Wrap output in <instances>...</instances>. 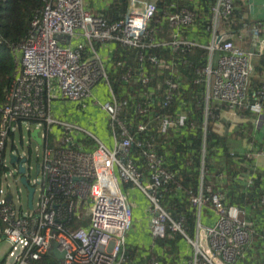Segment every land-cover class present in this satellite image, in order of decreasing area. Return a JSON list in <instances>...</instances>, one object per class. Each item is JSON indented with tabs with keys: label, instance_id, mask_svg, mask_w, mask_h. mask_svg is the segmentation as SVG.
I'll return each mask as SVG.
<instances>
[{
	"label": "built area",
	"instance_id": "built-area-1",
	"mask_svg": "<svg viewBox=\"0 0 264 264\" xmlns=\"http://www.w3.org/2000/svg\"><path fill=\"white\" fill-rule=\"evenodd\" d=\"M129 5L124 18L109 22L88 12L83 0H43L25 40L12 49L15 77L0 108V241L9 247L10 262L3 260L0 264H36L52 243L65 253L60 264H124L132 207L121 183L132 185L148 200L149 228L154 239H164L168 230L183 234L162 206L163 193H170L168 186L173 183V176L162 167V156L154 151L151 139L141 137L148 125L135 121V117L151 114V94L116 97L96 45L112 42L135 49L139 64L171 68L164 80L163 110H169L186 85L173 79L172 63L165 64L164 59L145 55V51L169 48L171 53L178 54L204 49L208 52V64L194 72L192 82L203 87L204 133L214 103L231 110L247 107L259 122L264 85L250 88L252 54L220 30L232 16L233 0H214L205 44L182 35V29L195 24L194 12L181 9L167 14L172 37L170 41L158 42L155 29L150 27L157 14L155 3L130 0ZM261 26L263 29L262 23H258L249 30L254 39L259 38ZM237 36L240 41L241 35ZM217 53L216 66L212 67L211 60ZM127 78H132L129 70L123 77ZM133 81L146 86L150 80L141 70ZM100 83L107 89L108 99L100 107L108 116L113 145L108 148L86 132L95 145L93 150L85 151L74 140L84 130L53 118L51 103L56 99L82 103ZM131 102L134 117L126 119ZM155 119L159 122L158 132L163 135L190 122L178 111L162 113ZM34 131L40 143L32 137ZM135 151L147 175L135 165ZM204 156L203 147L199 187L195 194L189 193V202L196 212L195 238H186L194 249L189 264L245 263L255 245V222L247 218L244 209L228 204L223 191L203 186ZM244 181L250 186L252 176ZM29 188L33 189L31 207ZM259 205L264 208V196ZM204 207L215 212L210 225L200 221ZM86 211L88 226L71 228L70 222L82 221ZM259 262L264 264V254L262 259L255 255L253 263ZM145 264L159 262L153 259Z\"/></svg>",
	"mask_w": 264,
	"mask_h": 264
},
{
	"label": "trees",
	"instance_id": "trees-1",
	"mask_svg": "<svg viewBox=\"0 0 264 264\" xmlns=\"http://www.w3.org/2000/svg\"><path fill=\"white\" fill-rule=\"evenodd\" d=\"M190 0L181 2L178 0H161L157 5V14L153 21H161L167 14L175 13L181 9H185L184 5ZM203 1V11L195 13V24L192 27L182 29V34L189 39L195 34L198 37H208V31L211 24V1ZM128 0H114L110 5L109 10L103 13L100 17L109 22L118 21L127 14ZM43 7V0H0V108L5 101L7 89L15 77V62L12 56V49L18 48L25 40L32 20L37 17ZM188 9V8H186ZM168 13H163V11ZM189 10V9H188ZM247 13L243 12L241 3L234 0V10L232 16L225 22L232 32H239L245 28L253 27V22L246 19ZM251 26V27H250ZM191 40V39H190ZM208 40H206L207 43ZM169 48H154L145 51V55L155 56L158 59L165 60V64L170 65L186 80V86L178 93L169 110L162 109L163 91L165 89L164 80L168 77L171 68H158L150 63L139 64L137 61L138 51L135 49L117 46L113 53V57L107 67V76L109 83L116 97L125 98L138 96L143 92L150 93L149 105L151 114L145 118L135 117V121H143L148 125L145 133L141 137L151 139L154 144V151L162 156V167L173 176V183L168 186L170 193H163L162 206L169 214L171 220L178 223L183 231L179 232L167 231L163 240L158 243L164 248H169L167 254L173 255L175 259L177 246L182 240H193L196 232V216L195 209L189 202V193H196L199 187V176L201 173V153L205 148L204 156V171L206 174L203 177V186H207L212 180V174L215 176L218 171L225 173L226 185L222 188L226 196L228 204L235 205L238 208L251 207L260 203L264 196V188L261 186L259 179L252 178V184L246 186L242 178L248 173L247 166L240 164L239 161L234 163L230 159L225 161L223 166L216 161L218 146L223 147L225 154L227 148L224 144V139L219 138L210 128V123L213 119L208 118V126L206 132L203 131L204 100L202 98L201 89L203 87L192 84L194 80V72L202 69L207 64L208 52L204 49L195 48L184 53L170 54ZM171 56V57H170ZM170 58V59H169ZM117 63L120 66H117ZM167 66V65H166ZM130 71L132 78L123 79L125 74ZM143 71L149 78V83L142 86L141 83L133 84V79L137 78L136 72ZM184 103V108L189 112L187 115L188 121L183 128L170 130L167 135L158 132L159 122L155 118L162 113H173ZM212 115H216L217 111L210 110ZM134 117L133 103L131 108L126 113L125 118ZM211 119V120H210ZM138 156V152H133V157ZM141 159V158H140ZM135 163V162H134ZM137 167L143 165L141 160H136ZM258 177L262 176L260 172ZM181 189H176V186ZM216 190V188H215ZM264 215V209L260 211ZM254 221V220H253ZM79 225L87 226V223L77 222L73 219L70 222L71 228H76ZM258 232V231H256ZM128 260L124 264H133L130 256L127 254ZM190 259L189 261L191 260ZM186 257L184 264H189ZM159 264H180L166 260L160 255L158 258ZM248 261H245L247 264ZM36 264H60L55 256L47 253L36 262Z\"/></svg>",
	"mask_w": 264,
	"mask_h": 264
},
{
	"label": "crops",
	"instance_id": "crops-1",
	"mask_svg": "<svg viewBox=\"0 0 264 264\" xmlns=\"http://www.w3.org/2000/svg\"><path fill=\"white\" fill-rule=\"evenodd\" d=\"M138 1L141 3L152 2L155 3L157 7L161 0ZM178 1L184 3L187 0ZM238 1L241 3L243 12L247 13L246 19L249 18V21L253 22V26H257L258 23H262L263 29L261 26L262 30L259 38L254 39L250 32L246 29L239 32H232L226 25L227 23L223 25L220 30L222 34L234 40H236V34L241 35V40H244V42H242L244 49H247L252 54L251 63L253 66V73L250 78V88L256 89L259 86L264 85V0H252L251 3L249 0ZM128 2L130 4V0H128ZM211 2L212 5L214 0ZM83 3L84 8L88 12L96 16H101L103 13H106L109 10V7L114 3V0H83ZM203 3L204 2L201 0H190L188 4L184 5V8H188L194 13H201L203 11ZM129 4L127 12L129 11ZM251 6L253 7L252 11H250ZM163 13L168 12L165 10ZM150 27L155 29V37L158 42H166L171 40L173 29L167 23L165 16L159 22L157 20L151 22ZM189 39H194L200 44H205L206 40H208V37H198L195 34ZM117 46L119 45L112 42L98 44L95 46L104 62L106 63L109 60L106 65V69L113 57V53L117 49ZM218 57V53L213 55L212 64L214 66L216 65ZM172 71L174 73L173 79L179 82V85H185V78L178 74L175 69ZM107 99L108 94L106 86L103 83H100L92 89L90 97L84 100L82 103L56 99L52 101L51 107L53 106L54 102H71L68 104L70 106L67 108V112L69 114L66 116L76 115L82 124L93 129L92 132H87L80 127L84 131L75 135L74 140L78 143V146L81 149L85 151H91L94 149L95 143L85 135L86 132L98 139L108 148H112L113 145V137L109 128L108 116L104 111H102L100 107V105L107 101ZM213 110L217 111V114L215 116L211 115V119L213 120L209 126L214 134H216L219 138L224 139V144L227 148V153L225 154L223 147L218 146L216 161L219 162L221 166H223L226 155L227 160L230 159L234 163L239 161L240 164L244 165L245 167L247 166L249 169L248 173L242 178L243 183L245 182V179L251 178L252 176V178L255 177L256 180L260 178L259 182L264 188V107L258 123H256V117L248 110L247 107H239L231 110L226 106L214 103ZM176 111H178L179 115H185L186 118L189 114V112L184 108V103H181ZM133 160L136 164V160L138 161L141 159L135 155ZM140 170L144 175H147V171L143 165H140ZM258 172H260L262 176L258 177ZM212 176V180L207 186H211L213 191H223L222 188H224L226 185L225 173L223 171H218L215 176L213 174ZM120 188L122 192L127 195L132 207V228L127 233L125 240V248L132 263L144 264L153 259L159 262L158 258L160 255L165 257L166 260L171 259L172 261L178 262L180 264H184V258L189 257L188 262H190L189 259L190 256H192V253L191 251H187V247L189 245L186 241L182 240L177 244L179 251L177 249L175 254L177 259H175L173 255L167 254L169 252V248H167L168 246L164 248L158 243L159 240H156L152 237L149 228L151 219L150 204L145 195L129 184L121 183ZM243 209L247 213V218L254 220L256 231H258L256 232L254 239L255 245L249 255L252 256L251 258H247L249 263H253L254 261H252V259L255 253L256 256H260L261 259L264 254V215L260 214L262 207L259 204L252 205L251 207H243ZM203 210L204 217L202 218ZM203 210L200 217L201 223L204 225L212 224L215 220V212L211 207H204ZM183 247L186 248L185 252ZM258 264L261 263L259 262Z\"/></svg>",
	"mask_w": 264,
	"mask_h": 264
},
{
	"label": "rangeland",
	"instance_id": "rangeland-1",
	"mask_svg": "<svg viewBox=\"0 0 264 264\" xmlns=\"http://www.w3.org/2000/svg\"><path fill=\"white\" fill-rule=\"evenodd\" d=\"M246 30L249 31V29H246ZM237 35H236V40L232 39L233 42L237 46H240L241 48H244V46L242 45V42H244V40L242 39L241 41H239V39H237ZM69 103H71V102H66V101H63V102H61V101L60 102H54L53 103V106H52V117L55 118L57 121L69 122V123H71L74 126L83 128L87 132H92L93 129L91 127H86L84 124H82L79 121V119L77 118L76 115L66 116V115L69 114L67 112V108L70 107L68 105ZM86 136L89 137L87 134H86ZM83 214H84V218H85L84 221H85V223L88 224V214H87V211L85 213H83ZM203 217H204V210H203V213H202V218ZM183 250L185 252L186 251V248H184ZM187 251H191V253H193L194 252V249L192 247H189L188 246L187 247ZM8 252H9L8 245L6 243H4L3 241H0V262L3 261V260H6V261L10 262V259L8 258ZM255 255H256V253L253 255L252 261L255 260Z\"/></svg>",
	"mask_w": 264,
	"mask_h": 264
},
{
	"label": "water",
	"instance_id": "water-1",
	"mask_svg": "<svg viewBox=\"0 0 264 264\" xmlns=\"http://www.w3.org/2000/svg\"><path fill=\"white\" fill-rule=\"evenodd\" d=\"M249 2L251 3L252 0H249ZM252 10H253V7L251 6V7H250V11H252ZM219 39H220V38H219ZM219 39L217 40V42H219ZM32 137L35 138V140H36L37 143H40V140H39V138L37 137V132H36V131H34V132L32 133ZM14 160H15V159L12 158V159H11V162H13ZM23 172H24L23 168L20 167V173H23ZM21 181H22L23 184L26 185V182H25V179H24V178H22ZM28 192H29V195H28V199H29V207H31V204H32L31 201H32L33 189L29 188V189H28ZM48 252L51 253V254H53V255L55 256V258H56L59 262H61V261L63 260L64 255H65V253H64L63 251H59V250H58V245H57L56 243H52V245H51V247H50V249H49Z\"/></svg>",
	"mask_w": 264,
	"mask_h": 264
},
{
	"label": "clouds",
	"instance_id": "clouds-1",
	"mask_svg": "<svg viewBox=\"0 0 264 264\" xmlns=\"http://www.w3.org/2000/svg\"><path fill=\"white\" fill-rule=\"evenodd\" d=\"M254 27V26H253ZM252 28V27H251ZM251 28H245V29H251ZM244 30V29H243ZM237 35V34H236ZM191 40H193V39H191ZM120 46V45H119ZM195 49V48H194ZM201 49V48H200ZM137 59V58H136ZM212 61H213V58H212V60H211V65H212V67H215L213 64H212ZM107 62H109V61H107ZM107 62L105 63V65H107ZM207 64H208V57H207ZM207 64H206V66H207ZM205 66V67H206ZM205 67H203V68H205ZM202 68V69H203ZM107 70V69H106ZM140 72H136V74H137V77H138V74H139ZM143 75H145V73L143 72ZM146 76V75H145ZM131 78H129L128 80H130ZM134 80V79H133ZM133 84H134V81H133ZM111 86V85H110ZM223 106H225V105H223ZM211 109H213V105H211V108H210V110ZM201 156H202V153H201ZM203 166H204V162H203ZM130 185V184H129ZM132 186V185H131ZM131 204V203H130ZM195 216H196V212H195ZM84 220H85V218L82 220V221H80V222H84ZM88 223H89V218H88ZM79 226H81V225H79ZM87 226H88V224H87ZM86 226V227H87ZM83 227H85V226H83ZM76 228H78V227H76ZM132 228V227H131ZM168 231H170V230H168ZM172 232V231H171ZM157 240V239H156ZM163 240V239H162ZM160 241V240H159ZM189 245V244H188ZM189 247H191L190 245H189ZM193 254V253H192ZM126 255H127V251H126ZM127 260H128V256H127ZM60 263V262H59ZM126 263V262H125ZM145 264V263H144Z\"/></svg>",
	"mask_w": 264,
	"mask_h": 264
}]
</instances>
